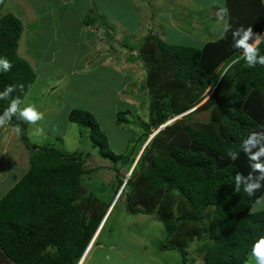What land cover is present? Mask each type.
<instances>
[{"label":"trees","instance_id":"trees-1","mask_svg":"<svg viewBox=\"0 0 264 264\" xmlns=\"http://www.w3.org/2000/svg\"><path fill=\"white\" fill-rule=\"evenodd\" d=\"M7 1L0 0V12ZM223 7L231 27L201 48L166 44L148 30L136 54L127 56L129 61L141 60L146 71L142 88L150 98V122L140 124L142 143L151 128L156 131L199 104L206 89L211 96L194 112H208V123L192 122L189 114L165 125L135 162L134 153L116 154L110 149L91 113H68V121L80 128L79 135L87 133L114 168L130 159L113 187L122 186V178L133 166L121 190L125 209L161 222L164 240L159 247L176 250L182 264H187V249L194 242L193 253L203 264H245L254 243L264 237V209L251 212L264 187L252 196L244 191L260 176L251 167L255 161H249L245 147L255 153L264 146V65L247 67L244 50L234 47L240 36H233L239 27H251L254 36L248 43L259 35L257 55H264V6L261 0H224ZM88 20L93 19L88 16ZM209 20L214 24L215 18ZM108 29L106 39L111 38ZM21 33L15 16L0 18V57L11 63L7 72H0V92L8 85L23 86L0 99V115L12 99L24 100L35 79L32 67L18 55ZM6 122L19 129L30 156L26 173L0 199V257L9 264H78L87 247L95 244L99 233L94 235L111 203L105 208L84 189L83 177L89 174L86 155L30 144L28 124L18 113ZM116 123H127L125 112L116 114ZM252 132L258 133V143L246 146L242 141ZM229 152L237 153L235 160ZM259 160L264 161V156ZM259 182L264 185V179Z\"/></svg>","mask_w":264,"mask_h":264},{"label":"rangeland","instance_id":"rangeland-1","mask_svg":"<svg viewBox=\"0 0 264 264\" xmlns=\"http://www.w3.org/2000/svg\"><path fill=\"white\" fill-rule=\"evenodd\" d=\"M96 1L94 10L108 16L102 22L104 30L109 27L108 33L111 36L113 32H111L112 24L109 20L112 21L113 16L120 15L121 20L127 26L123 29L124 36L121 37V40L116 36V40L121 41V43L119 42L121 51L116 47L113 51L116 56L112 62L121 64L115 68L99 67L94 76L93 73L87 72L86 63L70 67V63L62 61L60 56L56 58L52 55L56 58L55 60L40 64L38 70L41 74L38 77L42 79L46 73L53 74V78L49 82L53 86H57V91L50 97L46 94V86L33 91L34 95L42 94L39 97L32 95L29 99L36 110L41 112L37 106H45L47 103L49 110L46 115L42 116V119L34 123L28 122L27 138L30 144L54 145L55 148L67 153L77 152L86 155L83 156L85 157L84 166L89 174L83 177L85 180L84 189L97 197L105 205V208L111 203L98 232L97 240L95 244L90 245L81 264H182L181 256L176 250H165L159 247L164 240V228L161 222L143 214L131 215L127 213L125 194L121 192L118 194V191L123 189L129 173L122 178L123 183L120 188L116 189V184L113 187L117 174L121 177L126 172L130 159L128 162L125 160L118 162L114 168V163L111 160L100 156L98 148L92 144L87 133L79 135L80 128L70 123L67 115L69 110L93 107L95 109L93 115L111 144L110 149L114 153H125L126 151L127 154H136L142 143L139 139L144 134V128L140 124L148 125L150 122V98L142 88L146 71L142 68L141 60H130L129 62H133L136 68L129 70L133 64L128 66V63L122 62L121 58L128 54L130 56L136 54L135 50L142 44V39L149 32L148 30L159 35V38L166 44L193 48H201L204 43L221 37L225 31L222 30L223 26L226 24V12L222 11L224 10V0ZM20 2L22 6L17 7L12 0H8L0 12V18L3 15L11 14L19 19L23 34L18 44V52L23 58L33 62L32 59L36 61L42 52L37 49L34 56L33 49H36L34 46L36 42L37 48L46 46L48 38L46 35L50 36L52 26L49 16L59 11L60 4L58 0H20ZM70 3H74L73 0L65 1L66 5ZM31 6L33 19H26L28 18L26 14L21 18L20 14L30 10ZM212 15H217V19H219L216 25L209 20ZM197 19L202 21L199 26L192 21H197ZM179 22L181 27L177 29L178 31L171 28V26L177 27ZM133 25H137L135 29H133ZM37 28L44 30L40 38L37 36ZM162 32L163 34H161ZM50 42L48 48L52 50L56 42L54 39ZM49 54L51 55V53ZM70 69L71 73H69ZM61 77L64 78L58 85L57 79ZM136 78L137 83L135 82ZM134 88H136L137 94L133 92ZM118 90L121 95H118ZM123 93H130L135 97L132 99V107L129 112H125L129 105L123 100ZM211 93L209 89H206L200 97V103L191 109L200 107L211 96ZM25 106L26 103L20 108ZM120 112H125L127 120V123H123L121 126L116 123V114ZM182 116L172 118L168 123L172 124L174 120H179ZM3 125H0V199L26 173L27 159L30 156L16 128L11 126L7 128ZM31 129L34 130V134ZM39 129L44 132L41 133ZM156 131L151 128V134L143 145L156 135ZM35 140L36 142H34ZM114 188L117 190L116 195ZM262 209H264V202L255 203L251 212ZM195 247L194 242L187 249V264H203L201 257L193 253ZM245 264H255V260L250 256Z\"/></svg>","mask_w":264,"mask_h":264},{"label":"crops","instance_id":"crops-1","mask_svg":"<svg viewBox=\"0 0 264 264\" xmlns=\"http://www.w3.org/2000/svg\"><path fill=\"white\" fill-rule=\"evenodd\" d=\"M12 1H13V3H15L17 5V7L22 6V3L20 2V0H12ZM65 1L71 2V0H58V2L60 4L59 11L54 12L53 14H51L49 16L50 17L49 19H51L50 23H52L53 27L51 26L50 36H48V34L46 35V37H48L46 39V42H47L46 46L37 48V42L34 46V47H36V49H33L34 56H35L37 49H38V51H42L41 54L39 55L38 59L36 61L34 59H32L33 62H30L28 59H25L21 55H19V52H18V55L21 58H23L32 67L33 73H35L34 82L31 86L30 90L28 91L27 95L25 96L24 100L22 101V105L24 103H26V106H28V105L33 106V104L29 101V99L32 97V95L33 96L36 95V94L35 95L33 94V91L41 89L42 86H46L45 87L46 88V94L48 95V97L53 96L55 94V91H57L56 90L57 86H53L49 82L50 80H52L53 74L46 73L45 77L41 79L40 77H38V75L40 76V74H41V72L38 69H39L40 64L48 63L51 60H55L59 56L61 57L62 61L69 62L70 67L86 63V65L88 67L87 72L93 73V76L96 75L95 72H98L99 67L103 68L104 66H110V67L115 68L119 64H121V63L112 62L113 58L116 56L115 55L116 53L114 54V52H113L115 47L119 51H121L119 49V47L121 45V44H119V42L121 43V41L116 40V39L118 38L121 40V37L124 36L123 29H125L127 27L126 24L121 20L120 15L113 16L112 21L109 20V22L112 24L111 32H113L112 33L113 37L111 36V38L106 39L105 38V31H104V27H103L104 25H103L102 21L105 18H107L108 16H105V13L99 14L98 11L94 10V7H95L94 2H97L96 0H73L74 3H70L69 5H66ZM261 1H262L263 6H264V0H261ZM67 7H69V8H67ZM29 9L30 10H26V11L23 10L24 12L22 14H20V17L24 16V14H26V15H28V18H26V19H29V20L33 19L34 15H33L32 6ZM88 16H90L93 20L92 21L88 20L86 22V18ZM211 17L215 18L214 25H216V23L219 21V19H217V15H212ZM192 21H193V23L196 22V25L198 24V26H199V24L200 25L202 24V21L200 22V19H197V21L196 20H192ZM137 23H140V22H137ZM180 25H181V23L179 22V25L177 27L171 26V28L178 31L177 29H179V27H181ZM136 26L137 25H133V29H135ZM108 28L109 27H107V29ZM37 30H38L37 36H38V38H40V36L42 35L44 30H42L40 28H37ZM22 34H23V30H22L21 35ZM161 34H163V32ZM116 36H117V38H116ZM137 38L139 39V37H137ZM53 39L55 40L56 44H54L55 47L53 46L52 50H50L48 48V45L51 43L50 40L52 41ZM133 39L135 40V37ZM133 42H135V41H133ZM18 50H19V48H18ZM49 53H51V55ZM52 55H54L56 58H54ZM121 59L123 60L122 62H127L128 66L133 64V67H131L129 70H131V69L135 70L136 66H134L133 62L131 63V62H129V60H127V56H124ZM71 72L72 71L70 69L69 73H71ZM136 73H137V70H136ZM63 78L64 77L57 79L58 85H59V82L63 80ZM135 82L136 83L138 82L137 78H136ZM53 84H57V83H53ZM113 91H114V88H113ZM118 92H119L118 95H121L120 90H118ZM133 92L135 94H137L136 88H134ZM36 96L39 97V96H42V94L40 93V94H37ZM134 98L135 97H133V95L130 93H127V94L123 93V100H125L127 102L126 104L129 105L128 109H126L125 112H129L130 107H132L131 106L132 99H134ZM37 107H38L37 108L38 110H41L40 113H42L43 115H46L48 110H49V104L48 103L45 104V106H37ZM81 110L87 111L93 115L95 109L91 106H87ZM96 110H98V109H96ZM69 112H70V110H69ZM67 119H68V115H67ZM3 124H4L3 126H6L7 128H9V126H10L7 122H5ZM27 124H28V122H27ZM28 129H29V127H28ZM33 129H31L32 134H34ZM39 130L41 133L44 132L41 129H39ZM101 131H103L102 128H101ZM140 140L141 139H139V141ZM34 142H36V140ZM144 142H146V141H144ZM144 142L141 143L142 146L140 145V147H139L140 149L138 148V150L136 151V154H134L136 157L135 160L138 158L142 149L146 145V143H145V145H143ZM31 144L38 146L37 143H31ZM43 146H48V145H42L39 147H43ZM49 147H54V145H51V146L49 145ZM65 153H67V152H65ZM116 154H126V151H125V153L124 152L123 153L116 152ZM28 159H29V156H28ZM263 196H264V194L262 195V197ZM0 264H9V263L5 259L0 257Z\"/></svg>","mask_w":264,"mask_h":264},{"label":"clouds","instance_id":"clouds-1","mask_svg":"<svg viewBox=\"0 0 264 264\" xmlns=\"http://www.w3.org/2000/svg\"><path fill=\"white\" fill-rule=\"evenodd\" d=\"M222 11H226V9H224ZM228 27H231V25L225 24L223 26L222 30L226 31ZM236 35H239L240 39L236 41V44L234 45V47L242 48L244 50L243 58L246 62V66L247 67H255L257 64L264 65V55H259V56L257 55L258 45L261 42L260 36L257 35L254 43L249 44L248 41L250 38H252L254 36V34L252 32L251 27H249L248 29H244L242 26L233 31V36H236ZM10 68H11L10 61H8L6 58L0 57V72H7ZM16 87L22 88L23 86L22 85H16V86L8 85V86H6L4 91L0 92V99H5V98L9 97V94L14 92ZM21 103H22V101L19 97L11 100L9 106L5 109L3 114L0 115V125H2L3 123H5L9 119H11V117L17 113L19 114L20 118H22L23 120H25L27 122L34 123L35 121L42 119L43 114L38 112L34 106L28 105V106H25L23 108H19V105ZM195 109L196 108L190 109L189 111L185 112L182 115L186 116L189 114H194ZM182 115H180V116H182ZM175 118H178V117H175ZM167 123L165 125L170 124V123H168V124ZM165 125L161 126L159 129H157V131H159L160 129H163L165 127ZM17 131H19V129H17ZM257 135H258V133H256V132L250 133L248 135L247 140L242 141V143H244L246 146H252V147L256 146V144L258 143ZM245 152L248 155L249 161H255V163L251 165L253 170H258L260 173V176L258 177L256 182L247 183L245 185L244 191L249 196H252V195H254V193L258 189H260L261 187H264V185H261V183L259 182L260 179H264V161L259 160L260 157L264 156V146H261L259 148V150L256 151L255 153H251L249 150V147H245ZM228 155L232 160H235L237 153L236 152H229ZM135 162H136V160H135ZM135 162H134V164H135ZM132 168H133V166L131 167L130 172H131ZM235 179L237 181V185H239V183L241 181V176L239 173L236 175ZM121 190L118 191V194L121 192ZM236 190L237 191L239 190L238 186H237ZM262 202H264V197H260L256 200V204H261ZM109 209H110V207H109ZM109 209H108V211H109ZM88 249H89V246L87 247L84 255L82 256V258L78 264L82 263ZM251 257H252V259L255 260V264H264V237H261L259 240H257L254 243V245L252 247Z\"/></svg>","mask_w":264,"mask_h":264},{"label":"water","instance_id":"water-1","mask_svg":"<svg viewBox=\"0 0 264 264\" xmlns=\"http://www.w3.org/2000/svg\"><path fill=\"white\" fill-rule=\"evenodd\" d=\"M192 122L208 123L210 120V114L208 112H200L192 114Z\"/></svg>","mask_w":264,"mask_h":264},{"label":"bare ground","instance_id":"bare-ground-1","mask_svg":"<svg viewBox=\"0 0 264 264\" xmlns=\"http://www.w3.org/2000/svg\"><path fill=\"white\" fill-rule=\"evenodd\" d=\"M156 134H157V133H156ZM97 233H98V231L96 232L95 236H97ZM92 242H93V240H92Z\"/></svg>","mask_w":264,"mask_h":264}]
</instances>
